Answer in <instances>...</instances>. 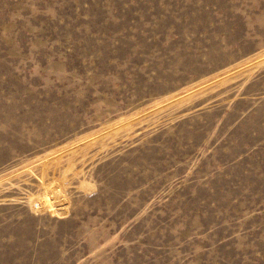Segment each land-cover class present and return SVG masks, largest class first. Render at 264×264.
<instances>
[{"label":"rangeland","instance_id":"rangeland-1","mask_svg":"<svg viewBox=\"0 0 264 264\" xmlns=\"http://www.w3.org/2000/svg\"><path fill=\"white\" fill-rule=\"evenodd\" d=\"M0 264H264V0H0Z\"/></svg>","mask_w":264,"mask_h":264},{"label":"bare ground","instance_id":"bare-ground-1","mask_svg":"<svg viewBox=\"0 0 264 264\" xmlns=\"http://www.w3.org/2000/svg\"><path fill=\"white\" fill-rule=\"evenodd\" d=\"M255 57V56H254ZM199 89V88H198ZM181 96V95H180ZM19 173V172H18Z\"/></svg>","mask_w":264,"mask_h":264}]
</instances>
